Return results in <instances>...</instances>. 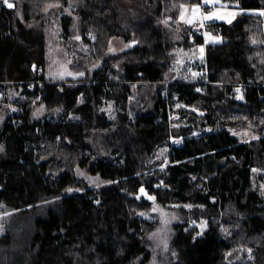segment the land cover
Listing matches in <instances>:
<instances>
[{
	"label": "trees",
	"instance_id": "16d2710c",
	"mask_svg": "<svg viewBox=\"0 0 264 264\" xmlns=\"http://www.w3.org/2000/svg\"><path fill=\"white\" fill-rule=\"evenodd\" d=\"M9 1L11 9L0 5V94H21L20 111L0 124V211L10 214L0 264H152L154 200L180 205L161 264H264V196L254 183L264 169V16L251 12L264 11V0H221L243 12L203 28L180 21L181 5L202 0ZM50 25L88 73L82 82L34 70L47 68ZM206 33L221 41L205 42ZM115 37L129 47L111 52ZM201 45L203 82L175 79L180 50ZM106 101L117 105L113 122ZM37 103L79 121L34 118ZM230 128L259 137L242 142ZM172 135L184 142L159 168L154 155ZM223 213L232 237L223 235ZM204 219L201 235L192 222Z\"/></svg>",
	"mask_w": 264,
	"mask_h": 264
},
{
	"label": "rangeland",
	"instance_id": "374dc122",
	"mask_svg": "<svg viewBox=\"0 0 264 264\" xmlns=\"http://www.w3.org/2000/svg\"><path fill=\"white\" fill-rule=\"evenodd\" d=\"M0 5L3 3V0H0ZM10 2V1H9ZM13 3V2H10ZM223 3V2H221ZM225 4V3H223ZM228 7L223 10L224 14H226L228 11L236 12L234 18H231V23L235 20L238 14L243 12L242 9L239 8L238 5H228L225 4ZM196 6H184V8L188 9V13L185 16V19H188L191 16V9ZM207 6V5H205ZM204 6V7H205ZM216 7H219L218 5ZM183 11V9H182ZM203 12V8L201 9ZM253 13L260 12L259 10H253L251 11ZM181 21V20H180ZM211 22H222V23H228L226 20H213V21H206L205 24L211 23ZM177 22H172L171 26L173 24H176ZM195 25H199L196 23ZM177 26V25H176ZM174 25L173 27L176 28ZM56 28L53 26H48L47 28V57H48V65L47 68L44 69L40 73H45V76L48 79H51L55 82H59L60 84L64 82H71L75 81L82 82L81 80L85 79L87 77L86 71H78L74 66V57L73 54L70 52L69 48L63 43L62 38L60 37V34H56L55 32ZM200 31H203L200 30ZM212 37H218L219 41H221L220 36H214ZM178 37V36H177ZM176 37V38H177ZM205 42H213L210 39H206L205 35ZM129 43H126L122 38L115 37L112 39L111 42V52L118 53L122 50L129 47ZM203 48V52L200 51V49ZM177 50V49H176ZM205 61V46H200L199 49L192 50L185 52L183 49L180 50L177 57L172 61V69L176 72L175 79H181L188 82H199L202 83L205 79V69H204V62ZM82 74V75H81ZM21 94V89L13 88V89H7L4 94H0V124L8 117L16 114L18 111H20V105L19 103L15 102V99H19ZM3 100H6V102H3ZM101 109L104 110L108 116V118L113 122L116 120L118 116V108L115 102L113 101H106L101 105ZM33 117L34 118H40L47 116L49 119H65V120H71V121H79V114L76 112L68 113L65 115V109L62 106H59L55 109L48 108L45 104L37 103L34 106L33 109ZM170 119H173L172 125L173 127L178 126V119L179 115L177 113H172L170 115ZM206 132L212 131V128L207 127ZM231 132L237 136L242 142L244 141H250L253 139H256L259 137V134L250 128H230ZM202 132L201 130H196L193 132V135H200ZM184 142V136L179 135H172L169 144L166 147H163L159 151H157L154 155L153 162L154 165L163 168L166 166L168 162V155L167 151L170 148V146H181ZM80 175L83 177H86L88 179H93L91 176L87 174L86 171L81 170ZM254 183L259 189V191L264 196V169L263 168H256L254 170ZM105 184V183H102ZM149 192V191H148ZM185 209H191L192 205H184ZM180 205L177 203L169 204V205H163L157 201H153V208L149 214L146 216L149 220L154 221L158 224L157 228L152 232L151 239L152 244L154 248V258L152 260V264H161L163 260L166 257V254L169 250V245L171 242V239L173 238L175 234V228L174 225L179 217V211ZM9 212H1L0 211V235L4 234L6 232L5 228V219L9 217ZM151 216V217H150ZM222 221H221V229L223 231V235L225 237H232L234 235L233 232V224L232 220L229 219L228 213L222 214ZM11 224L15 226L16 223L11 221ZM192 225H195L196 228L199 230V234H204V232L208 229V221L206 219L204 220H194L192 222ZM236 250L243 252L245 249L248 251V253H251L253 250L251 247H245V246H239L236 245L234 247ZM236 256H234L235 258Z\"/></svg>",
	"mask_w": 264,
	"mask_h": 264
},
{
	"label": "snow or ice",
	"instance_id": "6c2138e0",
	"mask_svg": "<svg viewBox=\"0 0 264 264\" xmlns=\"http://www.w3.org/2000/svg\"><path fill=\"white\" fill-rule=\"evenodd\" d=\"M3 3L9 9L14 7V4L10 3L9 0H3ZM205 5L209 7V10L202 12L201 9L204 8ZM217 5L219 7H216ZM51 6H59V5H50V7ZM227 7H228L227 5L221 3V0H202V3L196 4V6H194L191 9V16L188 19H185V16L188 13V9L184 8V6L181 5L183 11L180 13V20L187 25H193L198 23L199 27L201 28L205 26L206 21L210 22L213 20H226L228 23H231V18H234L237 13L233 11H228L226 14H224L223 10ZM256 14L259 16H264V11H260ZM165 23H167V21H165ZM205 35H206V39H210L213 42H219L218 37H212L207 33ZM253 42L255 43V41ZM200 51L203 52V48H201ZM141 192H143V189H141ZM149 199H154V198L149 197Z\"/></svg>",
	"mask_w": 264,
	"mask_h": 264
},
{
	"label": "water",
	"instance_id": "95a60500",
	"mask_svg": "<svg viewBox=\"0 0 264 264\" xmlns=\"http://www.w3.org/2000/svg\"><path fill=\"white\" fill-rule=\"evenodd\" d=\"M141 189H143V192H141ZM140 194L146 196L147 198H149V197H152L153 198V196L148 193V191L146 190V187L145 186H142L140 188Z\"/></svg>",
	"mask_w": 264,
	"mask_h": 264
},
{
	"label": "built area",
	"instance_id": "2783aa9c",
	"mask_svg": "<svg viewBox=\"0 0 264 264\" xmlns=\"http://www.w3.org/2000/svg\"><path fill=\"white\" fill-rule=\"evenodd\" d=\"M34 70L40 73V72L43 71V68L41 66H39V65H35L34 66Z\"/></svg>",
	"mask_w": 264,
	"mask_h": 264
},
{
	"label": "bare ground",
	"instance_id": "6f19581e",
	"mask_svg": "<svg viewBox=\"0 0 264 264\" xmlns=\"http://www.w3.org/2000/svg\"><path fill=\"white\" fill-rule=\"evenodd\" d=\"M1 2V1H0ZM64 5V4H63ZM64 7V6H63ZM67 7V6H66ZM174 22V21H173ZM207 25V24H206ZM205 27H207V26H205ZM197 29H200V28H197ZM218 29V28H217ZM204 30V29H203ZM212 33H213V31H212ZM194 34V33H193ZM204 34V33H203ZM192 35V34H191ZM194 37H195V35H194ZM242 92V91H241ZM240 92V93H241ZM238 93V92H237ZM151 217V216H150Z\"/></svg>",
	"mask_w": 264,
	"mask_h": 264
}]
</instances>
